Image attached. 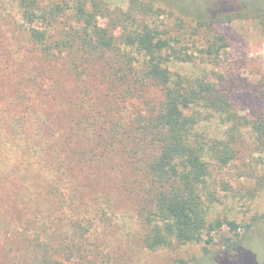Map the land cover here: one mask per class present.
I'll return each instance as SVG.
<instances>
[{
  "label": "rangeland",
  "instance_id": "1",
  "mask_svg": "<svg viewBox=\"0 0 264 264\" xmlns=\"http://www.w3.org/2000/svg\"><path fill=\"white\" fill-rule=\"evenodd\" d=\"M101 1L115 12H126L135 4V0ZM39 2L43 10L55 13V7L73 5L75 0ZM64 15L60 14L57 29L52 30L56 35L74 25ZM155 21L162 31H173L177 25L175 18L167 16ZM107 22L99 19L103 27ZM217 30L227 42L219 58L202 61L195 53L193 63L174 62L170 67L212 80L227 92L239 114L253 121L256 112L264 114L262 102L255 101L256 95L264 97V31L254 20L222 24ZM26 36L17 0H0L2 264H32L36 236L51 241L53 259L64 264H264V150L255 144L250 129H244L232 144L238 150L235 160L226 166L210 162L209 219L226 222L215 235V245L207 247L211 253H206L204 243L150 251L143 244L138 219L145 202L134 164L140 159L131 155L129 142L112 136L137 116L138 108L143 111L157 92L147 89L139 101L120 95L116 99L111 92L105 102L95 105L103 112L99 116L91 108L98 93L85 97L56 60L35 53L39 49ZM101 89L103 96L109 94L105 86ZM105 106H113L112 111L104 113ZM227 128L220 117L211 116L199 132L225 142L229 141ZM49 182L64 184V212L44 201L42 186L48 188ZM78 220L92 231L82 242L86 257L70 263L66 248L71 247L73 222ZM228 221L239 224V233L247 232L244 236L249 239L239 252L222 257L218 253L225 240L236 241ZM247 225H252L250 232Z\"/></svg>",
  "mask_w": 264,
  "mask_h": 264
},
{
  "label": "trees",
  "instance_id": "2",
  "mask_svg": "<svg viewBox=\"0 0 264 264\" xmlns=\"http://www.w3.org/2000/svg\"><path fill=\"white\" fill-rule=\"evenodd\" d=\"M17 7L28 41L39 49L35 53L56 60L85 97L98 93L91 108L94 106L92 111L99 116L103 112L95 105L105 102L111 92L116 99L120 95L138 101L147 89L157 92L153 101L145 102L143 111L138 108L137 116L112 136L129 142L131 155L140 159L134 164L145 196L138 211L143 244L150 251H158L204 243L206 253H211L207 247L215 245V235L226 222L209 219L210 162L226 166L235 160L238 150L232 144L246 128L264 150V114L256 112L250 121L212 80L174 72L170 65L191 64L195 53L202 61L219 58L227 47L225 36L217 30L222 24L254 20L264 31V0H135L126 12L112 11L101 0H75L73 5L55 7V13L43 10L39 0H17ZM63 13L74 25L56 35L52 30L57 29ZM163 16L177 20L173 31H162L156 25L155 20ZM100 18L107 19L106 26H101ZM101 86L109 90L105 97ZM256 96V103L261 101L264 106V97ZM112 108L106 107L104 113ZM211 116L228 125L229 141L200 134L199 126ZM42 187L44 201L51 209L64 212V184L49 182L48 188ZM227 225L236 241L225 240L224 249L218 253L222 257L239 252L249 239L244 236L247 232L239 233L236 222L228 221ZM251 226H246L248 232ZM72 228L71 247L66 248L70 263L86 257L82 242L92 231L79 220ZM34 239L32 264H64L53 259L51 241Z\"/></svg>",
  "mask_w": 264,
  "mask_h": 264
}]
</instances>
